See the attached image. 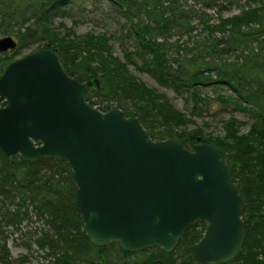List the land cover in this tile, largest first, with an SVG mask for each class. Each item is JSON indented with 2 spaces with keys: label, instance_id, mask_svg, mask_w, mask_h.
<instances>
[{
  "label": "trees",
  "instance_id": "1",
  "mask_svg": "<svg viewBox=\"0 0 264 264\" xmlns=\"http://www.w3.org/2000/svg\"><path fill=\"white\" fill-rule=\"evenodd\" d=\"M108 1L129 23L123 36L131 41L123 53L125 60L112 53L105 34H77L71 27L61 34L48 27L46 21L67 0H0V34L17 39L15 48L0 52V75L25 45L38 43L35 50L58 47L59 62L68 74L80 81L99 79L100 88L86 93L91 105L102 111L118 107L126 116L137 117L154 139L178 136L196 142L199 137L225 147L231 154V180L245 198L242 219L247 234L239 254L224 264H264V0H250L255 5L249 3L230 16L219 12L216 21L205 11L216 0H195L204 5L202 10L185 8L181 2L187 0ZM29 19L35 28L24 26ZM196 27L206 32V39L180 40ZM174 34L178 37L172 39ZM230 50L237 51L235 59L223 56ZM130 64L182 95L187 105L191 100L192 115L204 105V86L227 88L230 109L247 114L249 130L240 134L244 123L232 116L224 121L221 137L205 135L199 127L183 129L191 119L164 93L138 80ZM74 189L66 161L44 157L23 161L0 151V264L15 262L3 227L19 229L21 221L29 218V206L48 225L35 241L40 248H50L47 255L54 257L50 264H193L188 246L202 236L203 222L192 224L172 251L154 246L141 250L146 254L142 258L130 260L127 256L133 253L122 250L117 242L107 246L90 243L73 204ZM114 244L121 255L112 260L106 250Z\"/></svg>",
  "mask_w": 264,
  "mask_h": 264
},
{
  "label": "water",
  "instance_id": "2",
  "mask_svg": "<svg viewBox=\"0 0 264 264\" xmlns=\"http://www.w3.org/2000/svg\"><path fill=\"white\" fill-rule=\"evenodd\" d=\"M16 39L0 37V52ZM59 48L12 60L0 75V151L23 161L68 163L73 204L94 246L117 242L132 252L172 251L195 222L202 236L188 246L193 264H224L247 234L245 198L231 180L230 152L214 141L154 139L122 109L86 100L97 77L80 81L59 62Z\"/></svg>",
  "mask_w": 264,
  "mask_h": 264
},
{
  "label": "rangeland",
  "instance_id": "3",
  "mask_svg": "<svg viewBox=\"0 0 264 264\" xmlns=\"http://www.w3.org/2000/svg\"><path fill=\"white\" fill-rule=\"evenodd\" d=\"M181 3L185 8L192 6L196 10L204 9V5L195 0L182 1ZM249 3H251L250 0H216L209 8H206L205 11L212 16V21H216L219 12L222 16H230L239 13L242 8H247ZM251 4L255 5L253 3ZM46 22L49 28L55 29L61 34L69 27L77 34H84L86 32L105 34L109 37V45L111 46L112 53L122 60H125L123 55L125 49L131 46L130 39L123 37L125 33L124 28L129 25L128 20L117 7L108 0H67L66 5L61 7V10L52 14ZM24 26L35 28L34 20L29 19ZM3 35L5 34H0V36ZM8 35L16 39L14 35ZM177 37L176 34L171 36L172 39ZM204 39H206V32H202L198 27L194 28L190 34H182L180 36V40L190 42L203 41ZM37 46L38 43H30L21 47L16 58L34 51ZM236 54L237 51L230 50L224 53L223 56L235 59ZM128 67L130 72L136 76L138 80L149 87L155 88L158 92L164 93L173 106L184 112L186 116L191 119V122L187 123L183 129L192 130L199 127L205 135L221 137L225 134L223 128L224 121L232 116L244 123L241 124L238 129L240 134H244L249 130L250 124L247 114L230 109L232 105L228 104L227 97L230 91L227 88L215 84L204 86L201 89L204 105L199 113L192 115L189 113L192 107L191 100L187 105L182 95L159 84L148 73L136 69L131 64ZM220 96H223L227 101H221L219 98ZM97 106L95 107L97 108ZM28 215L29 218L22 220L19 224V229L15 228L13 225H6L3 227L7 235L6 244L10 251L11 259L15 261L14 264H50L54 260L53 256L47 255L50 248H40L35 241L36 237L41 234V231L48 228V225L45 224L42 218H38L35 211L30 206L28 207ZM149 249L153 250L154 247H150ZM134 252H137V254ZM106 253L112 260L117 259L121 255L116 244L108 248ZM132 253L133 254L127 256V259H140L146 255L141 252V250L132 251ZM23 257H25L23 263H17V261Z\"/></svg>",
  "mask_w": 264,
  "mask_h": 264
},
{
  "label": "flooded vegetation",
  "instance_id": "4",
  "mask_svg": "<svg viewBox=\"0 0 264 264\" xmlns=\"http://www.w3.org/2000/svg\"><path fill=\"white\" fill-rule=\"evenodd\" d=\"M5 35H8V34H5ZM4 36V35H3ZM11 36V35H10ZM1 37V36H0ZM14 38V37H13ZM17 41V40H16ZM43 48H45V47H43ZM9 50H11V49H9ZM9 50H7V51H9ZM3 52H6V51H3Z\"/></svg>",
  "mask_w": 264,
  "mask_h": 264
}]
</instances>
